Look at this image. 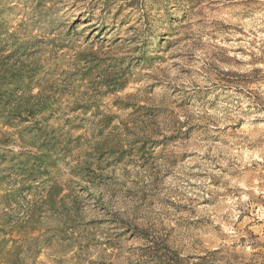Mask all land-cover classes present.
Wrapping results in <instances>:
<instances>
[{
	"label": "clouds",
	"instance_id": "1",
	"mask_svg": "<svg viewBox=\"0 0 264 264\" xmlns=\"http://www.w3.org/2000/svg\"><path fill=\"white\" fill-rule=\"evenodd\" d=\"M0 264H264V0H0Z\"/></svg>",
	"mask_w": 264,
	"mask_h": 264
},
{
	"label": "rangeland",
	"instance_id": "2",
	"mask_svg": "<svg viewBox=\"0 0 264 264\" xmlns=\"http://www.w3.org/2000/svg\"><path fill=\"white\" fill-rule=\"evenodd\" d=\"M73 24L77 25V26L80 25V24L90 25V22L87 20V18H85L84 20H74Z\"/></svg>",
	"mask_w": 264,
	"mask_h": 264
}]
</instances>
